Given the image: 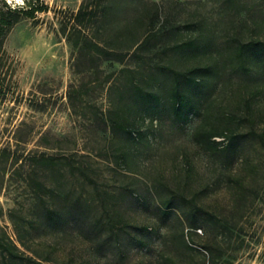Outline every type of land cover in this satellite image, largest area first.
I'll use <instances>...</instances> for the list:
<instances>
[{
	"label": "trees",
	"instance_id": "1",
	"mask_svg": "<svg viewBox=\"0 0 264 264\" xmlns=\"http://www.w3.org/2000/svg\"><path fill=\"white\" fill-rule=\"evenodd\" d=\"M36 1L24 0L23 5L12 6L0 0V61L2 44L11 27L20 18H33L36 12L46 9L36 6ZM118 3L85 0L76 13H71V25L79 26L76 30L80 36L74 41L78 57L90 51L98 62L121 61L127 55H137L139 47L149 39L146 35L136 47L138 38L123 40V24L129 14L118 13L114 18ZM262 14L263 11L259 16L263 18ZM256 15L250 12L240 28L231 21L214 30L200 29L195 36L170 45L166 50L168 59L121 70L122 79L106 87L112 137L101 147L111 152L106 156H111L117 167L129 172L137 169L136 154L130 145L143 140L140 124L144 119L165 114L184 127L197 117L192 141L204 156L227 166L224 182L232 216L242 214L245 194L259 198L264 181V35L259 36L258 30H264V19ZM247 22L254 29L249 38H244L241 34ZM190 58L196 61L176 63ZM1 88L0 82V91ZM42 146V150L22 156L18 165L24 174L27 168L32 170L33 176L22 178L26 196L6 210L0 206V220L8 219L16 234L14 241L0 225V264H95L100 258L106 264H142L141 258L133 256L151 248L152 226L148 229L119 213H108L103 204L106 193L98 190L90 175L92 163L77 152L75 140L56 155L49 153L52 145ZM8 153L7 148H2L0 156ZM183 163L187 184L194 168L186 153ZM155 182L158 219L164 220L175 204L185 202L189 207L183 216L188 228L195 234L199 229L204 235L203 249L208 257L203 264H215L223 245L217 234L222 235L229 221L220 206L207 209L197 205L179 187L175 190L166 186L162 196L159 190L165 185L157 178ZM208 184L205 182L203 187ZM131 195L136 206L144 204L143 195L136 189ZM177 238L179 244L188 246L190 241L184 233ZM153 264L181 263L159 251Z\"/></svg>",
	"mask_w": 264,
	"mask_h": 264
},
{
	"label": "rangeland",
	"instance_id": "2",
	"mask_svg": "<svg viewBox=\"0 0 264 264\" xmlns=\"http://www.w3.org/2000/svg\"><path fill=\"white\" fill-rule=\"evenodd\" d=\"M5 1L12 6L24 4V0ZM82 1L85 0L36 1V6L43 5L46 9L36 12L33 18H20L3 41L0 151L7 148L9 153L0 156V206L6 210L26 196L22 178L33 175L31 168L24 174L18 167L22 156L42 150V145H52L49 153L60 154L69 141L75 140L77 152L86 155L92 163L90 175L98 190L106 193L103 204L108 213L112 216L119 213L137 225H147L148 229L152 226L151 248L140 250L134 259L153 264L159 251L181 264H203L208 257L203 249V233L197 229L195 234L188 228L183 216L189 207L185 202L179 201L164 220L158 219V196L154 188L157 178L165 185L159 190L162 196L167 192L166 186L175 190L179 187L187 199L207 209L220 206L227 216L228 226L221 236L217 234L218 238L222 237L223 245L215 264H264V181L259 198L245 194L242 214L233 217L224 182L227 166L204 156L192 141L197 117L184 127L165 114L153 120L144 119L140 124L143 140L130 145L138 163L132 172L117 167L113 158L106 156L111 152L101 149L112 137L107 120L110 105L105 97L106 87L122 79V69L168 59L166 50L170 45L195 36L200 29L214 30L231 21L240 28L250 12L264 19L259 16L264 12V0H117L114 18L118 13L129 14L123 24V40L138 38L136 47L146 35L149 39L133 57L100 62L90 51L79 57L76 54L79 49L74 41L80 36L76 30L79 26L73 27V20L68 18L76 13ZM141 18L145 20L143 23ZM247 23L241 34L244 38H249L254 29L253 24ZM258 32L259 36L264 35V30ZM195 61L190 58L176 63ZM184 153L190 156L194 168L187 184ZM205 182L209 183L207 187H203ZM135 189L143 195V205L136 206L133 202L131 193ZM233 220L235 228L231 227ZM0 225L16 241L8 219L0 220ZM181 233L190 241L188 246L178 243ZM95 264L106 262L100 258Z\"/></svg>",
	"mask_w": 264,
	"mask_h": 264
}]
</instances>
